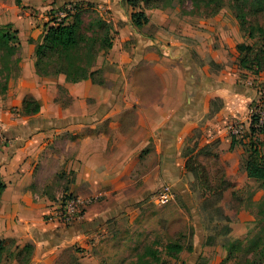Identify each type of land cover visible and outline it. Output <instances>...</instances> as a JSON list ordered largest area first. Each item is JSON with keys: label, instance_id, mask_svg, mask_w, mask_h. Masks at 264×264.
<instances>
[{"label": "crops", "instance_id": "0c3cea01", "mask_svg": "<svg viewBox=\"0 0 264 264\" xmlns=\"http://www.w3.org/2000/svg\"><path fill=\"white\" fill-rule=\"evenodd\" d=\"M22 1L39 15L56 6L93 3L106 20L124 28L94 67L101 71L103 85L89 80L70 83L62 75L42 78L28 69L16 88L25 87L40 104V113L14 117L10 109L20 108L25 97L19 94L13 100L12 92L8 98L0 97L4 134L0 181L6 186L0 196V241L14 240L19 249L32 245L30 264H73L70 256L77 264H126L127 251L143 250L146 242L154 244L182 214L177 202L161 212L151 209L149 196L157 188L168 184L184 202L193 198L185 182L180 144L211 111L212 99L223 98L221 93L229 87L223 75L206 82L208 67L202 70L192 56L201 60L211 56L217 65H225L223 43L230 27L238 33L237 23L226 10L206 19L184 14L177 6L144 10L149 22L141 32L131 20L126 0ZM16 8L15 0L0 1L2 23L18 27ZM30 22L38 34L41 22L35 18ZM195 39L199 40L193 45L187 42ZM60 89L65 90L64 104H59ZM209 124L214 128L207 130V143L224 132L221 121ZM231 143L227 140L219 151L231 148ZM148 149L159 162L137 175ZM243 176L247 183L258 182L246 172ZM65 194L97 201L86 208L82 219L56 227L47 223L45 214ZM244 225L234 220L218 246L207 226L195 225L190 244L184 243L179 257L169 260L201 264L205 251L212 248L220 255L213 264H240L232 242L247 241Z\"/></svg>", "mask_w": 264, "mask_h": 264}, {"label": "rangeland", "instance_id": "374dc122", "mask_svg": "<svg viewBox=\"0 0 264 264\" xmlns=\"http://www.w3.org/2000/svg\"><path fill=\"white\" fill-rule=\"evenodd\" d=\"M0 1L8 3L9 0ZM227 1L235 3L237 0ZM238 3L247 19L248 26L245 31L241 30L239 23L234 18L238 33L230 27L228 37H225L226 41L223 43L226 46V64L217 65L211 56H207L204 60H201L196 54L192 56L202 70L208 67L204 74L206 82L209 83V77H211V81L221 75L228 77L227 81L223 80L226 82L225 85L229 87L221 93L223 98L216 97L212 99L211 111L206 114L204 119L197 122L196 126L183 138V142L180 144L179 153L184 165L189 158L196 159L204 165L208 174L206 177L199 172L184 174L185 182L187 181L193 193V198L189 203L176 196V201L167 206H159L153 199L158 188L149 196L148 202L153 211L168 210L172 204L177 202L182 214L177 215L169 229L165 228L161 238L157 236V241L154 244L146 242L143 244V250L136 248L127 251L129 256L125 259L126 264H172L173 262L169 260L167 255L168 245L178 241L185 244L189 243V239L193 238L195 225L207 226L212 233V243L218 246L219 241L225 242L222 238L227 236L226 234L230 231V224L234 220L245 224L244 227L248 230L247 241L235 240L232 242L239 263L249 264V261L256 260L260 264H264V186L261 181L252 184L247 183L243 176L245 173L244 165L254 150L257 149L261 154L264 153V78L263 74L260 73L242 72L244 70L238 65V52L236 49L239 44L252 45L255 42L254 39L249 37V32L252 28L254 35H258V28L264 26V0H239ZM72 4L78 5L79 14L76 19L79 20L83 32L91 35L97 29V20L102 18L110 26L113 44L116 42L120 29L124 28L121 23L106 20L101 15L99 7L93 3L83 4L80 2ZM16 6L17 28L13 24L2 23L4 19L0 20V29L11 33L16 31L21 41L19 69H16L14 61L5 58V53L0 51V97L8 98L11 92L16 93L13 100L19 94L24 97L30 96L24 89L25 87L22 90L19 86L18 89L16 88L19 78L23 71H28V69L37 74L34 67L36 50L42 44L47 28L49 25H56L61 22L67 15V11H63L64 6H56L46 10L41 13L42 17L41 14H37L38 10L26 6L23 1L20 5L16 4ZM177 6H180L184 14L194 11L193 4L189 0L184 5L176 2L174 7ZM58 8H62V10L60 12L56 11L57 13L53 11V9L57 10ZM130 8L128 13L131 12V15L134 12H139V9L133 10ZM224 10L233 16L229 6L225 7ZM106 12L111 13L110 11ZM34 18L41 22L38 27V34L34 29L32 30L30 25V20ZM67 19L73 20L70 19V16ZM136 28L143 32V26ZM198 40L187 42L193 45V42ZM109 52L110 50L101 51L97 56V60H102ZM160 75L158 73V77ZM3 87L9 88L6 93H1ZM238 89L239 91H236ZM64 103H66V99L65 95H62L59 104ZM21 107L12 106L10 109L12 116L25 117L21 115ZM214 120L221 121L223 125L221 130L224 132L215 141L207 143V130L214 128L209 122ZM251 125L255 129L254 132L251 131ZM235 126L241 131L236 136L232 134V128ZM233 138H235L234 148L226 146L225 150L220 148L219 151L218 147L225 145L227 140L232 141ZM2 142L4 141L0 140V149L3 148ZM158 162L159 158L153 153V149L146 150L143 152V163L139 166L140 169L136 171L137 175L142 170L143 175L149 172ZM237 185L241 188L234 190ZM210 187L215 190H210ZM186 254L189 253L185 251ZM219 256V252L211 248L205 251L201 264H213ZM69 259L72 260L71 263L73 264L78 263L73 260L75 259L74 256H70ZM13 262L14 258L4 252L1 264H12Z\"/></svg>", "mask_w": 264, "mask_h": 264}, {"label": "trees", "instance_id": "16d2710c", "mask_svg": "<svg viewBox=\"0 0 264 264\" xmlns=\"http://www.w3.org/2000/svg\"><path fill=\"white\" fill-rule=\"evenodd\" d=\"M17 5L22 0H15ZM188 0H126V3L133 10L139 9L131 15L133 24L140 28L148 24L149 19L144 10H161L166 11L175 8L176 2L181 5ZM193 4L190 15H200L209 19L219 15L225 7L229 6L234 18L239 23L240 29L245 31L248 22L237 0L230 3L227 0H189ZM78 5L70 3L65 5L63 11H67L64 20L56 25H49L44 40L36 50V61L34 64L35 71L38 76L43 78L65 76L70 83H79L81 81H91L95 85H103L102 73L95 70L97 56L101 51L111 50L113 47V39L111 37V29L109 24L99 18L96 22L97 29L88 35L83 32L77 20L79 14ZM70 7V8H69ZM144 8V9H143ZM62 8L53 9L60 12ZM56 12V13H57ZM70 16V21L67 19ZM17 32H7L0 29V51L4 52L5 58L14 61L16 69H19L21 61V41L17 36ZM249 37L254 39L252 45L242 43L237 45L238 65L239 67L250 73H260L264 76V26L258 28V35H254L252 28ZM7 70L9 68L6 66ZM9 88L3 87L1 93H6ZM65 95V90L60 89V96ZM58 101V100H57ZM41 106L32 96L24 98L21 115L25 117L35 116L40 113ZM251 125V131L254 132ZM235 146V138L231 143V148ZM244 171L249 178L261 181L264 186V153L261 154L257 149L254 150L247 163L244 165ZM185 172L190 174L199 172L204 177L207 176L206 168L196 159L189 158L185 164ZM6 186L0 181V196ZM210 190H215L210 187ZM191 247H189L190 249ZM184 250V243L178 241L169 244L167 247V255L177 259L179 254ZM6 252L13 257L17 264H30L34 247L26 245L23 249L16 246L14 240L0 241V264L3 260V253ZM252 264H260L259 261H253Z\"/></svg>", "mask_w": 264, "mask_h": 264}, {"label": "built area", "instance_id": "2783aa9c", "mask_svg": "<svg viewBox=\"0 0 264 264\" xmlns=\"http://www.w3.org/2000/svg\"><path fill=\"white\" fill-rule=\"evenodd\" d=\"M240 132L237 126L232 128L233 135L236 136ZM0 140H4V134L1 129ZM176 196L174 188L171 185L165 184L154 194L153 199L157 205L167 206L176 200ZM96 201V198L82 199L72 194H65L50 205L46 211L45 220L56 227H68L82 219L86 208Z\"/></svg>", "mask_w": 264, "mask_h": 264}]
</instances>
